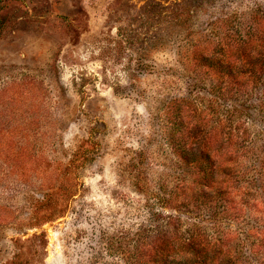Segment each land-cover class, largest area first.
I'll list each match as a JSON object with an SVG mask.
<instances>
[{
  "label": "rangeland",
  "instance_id": "374dc122",
  "mask_svg": "<svg viewBox=\"0 0 264 264\" xmlns=\"http://www.w3.org/2000/svg\"><path fill=\"white\" fill-rule=\"evenodd\" d=\"M0 20V264H264V74L203 58L260 54L264 0H0ZM181 147L212 151L217 194L186 196Z\"/></svg>",
  "mask_w": 264,
  "mask_h": 264
},
{
  "label": "trees",
  "instance_id": "16d2710c",
  "mask_svg": "<svg viewBox=\"0 0 264 264\" xmlns=\"http://www.w3.org/2000/svg\"><path fill=\"white\" fill-rule=\"evenodd\" d=\"M2 28V21L0 20V32ZM260 37V36H259ZM258 40L256 38L251 37L249 41L244 42V51L249 50V52L243 53V63L238 65L235 61L225 60V61H215L212 59H208V57H203L206 62H211L210 67L213 68L216 73L220 75H232L236 78L241 75L247 79V81L251 84L254 82V78L256 74H264V44L262 49H260V54L255 55L252 50L254 49V43ZM264 43V38L262 40ZM251 50V51H250ZM251 52V53H250ZM211 60V61H210ZM247 66V69L244 71L243 66ZM242 79V78H241ZM259 108L264 109V101H260ZM179 154L182 159L189 165L194 166L195 170L198 174V182L193 188L192 186L187 188V197L194 198L197 200L198 194L199 197H209L214 193L217 194V187L219 185V176H218V165L216 166V157L213 155L212 151L207 149H201L199 151H195L191 148L181 147L179 150ZM191 245V244H190ZM192 246V245H191ZM194 246V245H193ZM202 264H225L219 261L211 260L210 263H202Z\"/></svg>",
  "mask_w": 264,
  "mask_h": 264
}]
</instances>
